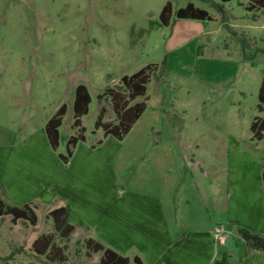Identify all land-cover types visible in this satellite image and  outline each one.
Listing matches in <instances>:
<instances>
[{"label":"rangeland","instance_id":"rangeland-1","mask_svg":"<svg viewBox=\"0 0 264 264\" xmlns=\"http://www.w3.org/2000/svg\"><path fill=\"white\" fill-rule=\"evenodd\" d=\"M167 2L172 19L169 26H160ZM248 2L0 0V190H8L4 202L23 205L13 192L17 179L27 186L25 196L33 195L39 184L60 189L71 157L64 163L59 155L67 154L68 139L78 134L73 102L76 87L84 84L92 100L81 118L85 140L78 143L94 151L91 158L98 160L101 184L111 168L118 193L154 184L156 177L145 162L160 141L161 149H173L177 159L173 208L185 193L199 205L194 194L199 191L212 220L224 223L221 210L228 191L233 194L230 218L251 225L248 212L264 193V181H256L258 167L264 168V138L254 140L250 129L256 117L264 116L257 108L264 69V10L248 12ZM188 3L206 10L212 19H177L176 11ZM149 64L157 69L146 95L137 99L148 97L146 113L123 140H106L103 129L95 125L102 108V122H118L106 90L119 91L122 76ZM62 104L67 111L59 146L53 150L41 142L39 133ZM116 151L114 158L108 157ZM59 205L55 200L39 201L38 225L29 234L49 231L47 210ZM12 224L10 215L0 219L4 254L14 257V263L29 262L26 250L15 254ZM55 242L64 247L67 261L43 256L38 259L41 264H76L79 255L91 254L80 230L67 238L57 235ZM101 255L93 254L87 264H95Z\"/></svg>","mask_w":264,"mask_h":264},{"label":"crops","instance_id":"crops-1","mask_svg":"<svg viewBox=\"0 0 264 264\" xmlns=\"http://www.w3.org/2000/svg\"><path fill=\"white\" fill-rule=\"evenodd\" d=\"M147 109L148 105L142 115ZM39 137L45 146L46 143L50 145L44 129L40 131ZM30 140L27 142L30 143ZM83 143L76 144L71 160L67 161L66 174L61 176L64 179L61 181L60 189L53 184L48 190L39 184L33 195L25 196L27 186L17 179L13 187V192L20 197L16 199L17 202L21 204L29 202L34 212L39 201L60 202L56 208L69 209V222L74 227L72 234L80 230L82 241L91 239L128 257L130 260L128 264H136L135 257H138L142 264H264V252L252 250L236 231L237 227L244 226L251 232L264 235V193L254 209L249 207L252 209L248 212L252 224L247 225L230 218L233 194L226 191L224 207L221 210L224 223L219 224L212 220L199 191L198 194L194 193L195 201L197 200L199 205H194L192 202L194 199L185 193L177 207L173 208L172 197L179 178L176 170L177 159L173 149L168 151L161 149L160 141L156 143L153 153L145 162L148 171L155 175L156 182L146 183L145 187L139 189L127 187L121 193L117 190L114 168H111L112 174L107 173V182L100 183L98 160L95 162L91 158L94 151L89 150L90 148ZM80 150L83 152L81 158ZM116 153L117 151L108 157L114 158L113 155ZM56 165L60 166L59 162H56ZM259 168L260 166L256 172V181L261 185L263 171ZM70 170L73 171L68 172ZM159 177L164 181H159ZM4 192L7 194L8 190H0L2 200ZM54 209L47 210L46 215ZM235 210L238 212V208ZM46 218L51 221L50 230L33 235L29 234L30 228L36 229L38 218L35 225L25 220L12 221L13 228H10L14 232L12 241L18 245L15 254L26 250L27 254L31 255L32 260L29 262L14 263L11 262L14 257L4 254L2 247L4 233L0 226V264H41L38 259L44 255L37 254L33 244L39 236L53 232V221L49 217ZM217 228L222 229L226 238L224 244L215 240ZM226 234H229L231 239L227 238ZM98 253H91L90 256L87 254L89 257L79 255L76 264H87L92 255ZM99 261L100 258L95 264Z\"/></svg>","mask_w":264,"mask_h":264},{"label":"trees","instance_id":"trees-1","mask_svg":"<svg viewBox=\"0 0 264 264\" xmlns=\"http://www.w3.org/2000/svg\"><path fill=\"white\" fill-rule=\"evenodd\" d=\"M221 1L226 3L232 0ZM248 1V5L244 6L245 10L248 12H252L256 9L264 10V0ZM240 4L243 5L242 3ZM172 15V5L170 2H167L160 13L158 25L169 26ZM175 16L177 19H190L198 21L212 19L206 10L197 7L192 3H188L185 7L178 9ZM156 69V65L149 64L131 75L122 76L119 82V91H114L111 88L106 90L108 94L111 95L118 122L113 125L102 122L104 115V109L102 108L98 114L95 125L103 129L105 137L114 136L117 140L121 141L130 132L134 124L139 120L147 108L146 100L137 101V99L146 95L147 84L151 81L152 74L155 73ZM91 100V95L86 85L79 84L75 89L73 102V126L78 128V134L71 136L68 139L66 148L67 154L59 155L60 159L64 163H67L69 158L72 156V149L75 145L79 141L85 140V128L82 126L81 118L88 113ZM258 100V111L264 112V69L258 93ZM66 111V104H62L56 113L45 124L44 131L53 150H56L59 146V128L62 124L63 116ZM250 129L254 140L259 141L263 139L264 116L256 117L255 120L252 121ZM262 180L264 181V168L262 172ZM6 215H10L13 222H16L17 220H25L32 225L37 223V215L29 203H25L21 207L11 206L6 204L0 197V217H4ZM48 217L53 221L54 232L39 236L35 240L33 247L37 254L44 255L48 260L64 263L67 261V257L64 254V247L57 245L55 239L57 235L61 238H67L74 230L73 225L69 222V209L67 207L56 208L48 214ZM236 231L252 250L264 252V235L251 232L250 230L242 227H237ZM86 247L91 253H102L98 264H128L130 261L128 257L122 256L114 250L107 248L98 242H94L91 239L86 241ZM134 261L136 264H142L138 257H135Z\"/></svg>","mask_w":264,"mask_h":264},{"label":"built area","instance_id":"built-area-1","mask_svg":"<svg viewBox=\"0 0 264 264\" xmlns=\"http://www.w3.org/2000/svg\"><path fill=\"white\" fill-rule=\"evenodd\" d=\"M215 240L220 243V244H224L225 243V240L226 238L223 236V233H222V229L221 228H217L215 230Z\"/></svg>","mask_w":264,"mask_h":264}]
</instances>
